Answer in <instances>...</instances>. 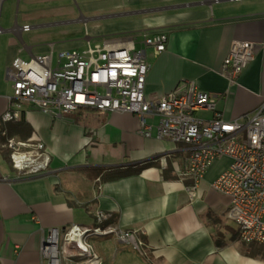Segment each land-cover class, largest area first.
<instances>
[{
  "label": "crops",
  "instance_id": "1",
  "mask_svg": "<svg viewBox=\"0 0 264 264\" xmlns=\"http://www.w3.org/2000/svg\"><path fill=\"white\" fill-rule=\"evenodd\" d=\"M56 1L0 0V264H43L39 249L50 229L95 227L96 212L108 215L103 226L131 232L141 244L131 254L128 244L113 236L94 238L100 264H264L240 247L238 226L228 217L230 199L212 187L229 167L228 158L213 162L190 200L186 145L157 139L155 130L150 138L141 136L139 118L131 113L82 108L53 118L26 104L11 105L6 76L15 57L46 54L52 43L54 53L81 52L87 41L132 38L139 46L141 32H162L165 50L146 49L145 96L191 82L218 96L215 111L223 120L238 119L264 104V0L113 1L116 12L99 18L118 23H93L84 38L83 30L72 27L80 19L53 21L63 10ZM92 5L83 2L89 13L96 12ZM233 40L252 43L254 57L237 84L228 87L222 63ZM9 111L17 118L3 122ZM213 116L212 111L195 114L202 120ZM147 122L155 126L157 119ZM7 138L42 142L50 156L47 171L20 176L11 166ZM61 264L80 261L61 259Z\"/></svg>",
  "mask_w": 264,
  "mask_h": 264
},
{
  "label": "built area",
  "instance_id": "2",
  "mask_svg": "<svg viewBox=\"0 0 264 264\" xmlns=\"http://www.w3.org/2000/svg\"><path fill=\"white\" fill-rule=\"evenodd\" d=\"M239 1V0H234ZM28 30V27H23ZM1 32V30H0ZM139 46L132 39L122 42L90 43L78 52L60 50L49 45L46 54L29 60L15 57L6 76L11 81L10 104H26L53 118L73 114L79 109L135 114L139 133L145 138L156 131L157 139L186 145L187 176L192 186L186 189L190 200L213 162L221 157L230 160L229 167L212 183V187L230 199L228 217L238 226L245 244L264 246V104L251 114L234 120H223L215 111V94L203 92L186 82L166 94L147 98L145 81L150 69L146 49L155 54L165 50L167 36L162 32H141ZM254 45L233 40L222 72L228 87L253 60ZM16 106V105H15ZM199 111H212L210 120L195 117ZM156 118L157 124L147 119ZM17 118L7 112L3 122ZM11 166L20 176L34 177L47 171L50 156L42 142L35 138L17 141L7 138ZM97 226L81 228L72 225L61 231L50 229L40 245L43 264H61V259H77L80 264H100L87 243L89 237L113 236L139 249L135 234L112 225H102L108 215L95 214ZM61 242V250H60Z\"/></svg>",
  "mask_w": 264,
  "mask_h": 264
},
{
  "label": "rangeland",
  "instance_id": "3",
  "mask_svg": "<svg viewBox=\"0 0 264 264\" xmlns=\"http://www.w3.org/2000/svg\"><path fill=\"white\" fill-rule=\"evenodd\" d=\"M115 2V1H119V0H58L55 2V6L59 7V8H63L62 10V14H60V17L58 19H54L53 21H71L73 20H78L80 19V24L78 25H72L73 28H79L81 30L84 31V34L82 35V38H84L85 32L87 33L86 35H88L87 32V28H90L92 26L93 23H97L100 26H109L108 24H112V23H118L117 20L114 21V19L112 20H106L107 18H99L101 16H107V15H111L114 14L116 11V9H112V5L111 2ZM83 2H88L89 4H94L92 5L93 9H96V12H87L83 6ZM54 5H51L49 7H52ZM67 7H71L72 9H74L75 13L74 15L69 14L70 11L66 10ZM21 9V7H20ZM119 10V9H118ZM13 14V18L15 19L16 15H17V11L12 12ZM93 18H99L101 20H97L96 22L93 21ZM92 19V20H91ZM85 20L86 22L82 21ZM113 21V22H112ZM115 27V28H119ZM108 29H112V28H108ZM101 30H104V28H102ZM91 37V34H90ZM92 38V37H91ZM53 46H55L54 43H52ZM94 238H99V237H89L87 239V243L92 247V249H95V245L93 244V240ZM240 247L242 248H247V249H251L254 250L255 252H259L260 254L258 256H260L259 258H261L264 261V246L259 245V244H251V246L249 245H243V243H240ZM127 245V244H126ZM121 247V245L119 246ZM251 247V248H249ZM122 248V247H121ZM127 248H129V250H131V254L135 251L132 246L127 245ZM60 250H61V242H60ZM102 253L103 252H99ZM135 253V252H134ZM257 256V255H256ZM121 264V263H119Z\"/></svg>",
  "mask_w": 264,
  "mask_h": 264
},
{
  "label": "trees",
  "instance_id": "4",
  "mask_svg": "<svg viewBox=\"0 0 264 264\" xmlns=\"http://www.w3.org/2000/svg\"><path fill=\"white\" fill-rule=\"evenodd\" d=\"M250 246H251V245H250ZM249 248H251V247H249ZM247 251H248L250 254H253V253H254V254L257 255V256L260 254L259 252H255L254 250H251V249H248Z\"/></svg>",
  "mask_w": 264,
  "mask_h": 264
}]
</instances>
